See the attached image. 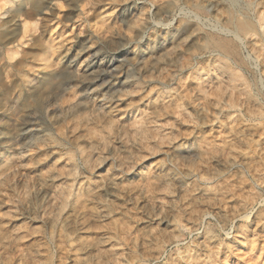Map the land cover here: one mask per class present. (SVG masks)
Segmentation results:
<instances>
[{
	"label": "rangeland",
	"instance_id": "374dc122",
	"mask_svg": "<svg viewBox=\"0 0 264 264\" xmlns=\"http://www.w3.org/2000/svg\"><path fill=\"white\" fill-rule=\"evenodd\" d=\"M0 264H264V0H0Z\"/></svg>",
	"mask_w": 264,
	"mask_h": 264
},
{
	"label": "bare ground",
	"instance_id": "6f19581e",
	"mask_svg": "<svg viewBox=\"0 0 264 264\" xmlns=\"http://www.w3.org/2000/svg\"><path fill=\"white\" fill-rule=\"evenodd\" d=\"M120 1H123V0H120ZM155 1H160V0H155ZM51 2L52 1H48V5L51 4ZM145 12H146V10L144 11V6H142L141 9L138 11V13H136L137 14L136 23L138 24L137 26H139L140 24H143L142 22L145 18ZM107 13H108V16H112L114 14V8L110 7L108 9ZM218 65H219V69L223 75L227 74L229 76V78H231L232 80L239 79V77H237V75H234L232 73L231 69L228 67V65L226 63L220 62Z\"/></svg>",
	"mask_w": 264,
	"mask_h": 264
}]
</instances>
